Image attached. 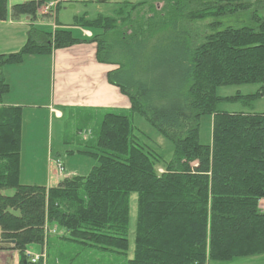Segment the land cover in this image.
Masks as SVG:
<instances>
[{
    "label": "trees",
    "instance_id": "16d2710c",
    "mask_svg": "<svg viewBox=\"0 0 264 264\" xmlns=\"http://www.w3.org/2000/svg\"><path fill=\"white\" fill-rule=\"evenodd\" d=\"M50 1L57 2L55 8L61 5V0H29L9 6L0 0V22L21 15L33 22ZM146 4H132L123 18L118 11L116 18L82 16L73 24L90 32L96 61L113 67L108 83L129 101L126 111L104 112L97 130L80 137L84 148L75 151L95 161L85 174L64 176L63 169L52 187L21 183L22 108L0 102V190H11L0 193V239L13 241L0 248L17 251L16 264H43L25 252L48 244L49 237L56 240L54 259L60 262L73 257L65 242L121 256L120 264H207L264 254V212L258 207L264 198V113L217 108L264 95V0ZM191 22L203 25L191 27ZM29 33L17 51L0 54V67L83 42L64 27L42 33L51 45ZM172 58L180 72L170 77L169 89L159 70ZM243 84L258 89L246 95L215 93L219 86ZM9 89L2 71L0 95ZM134 114L172 141L171 160L138 143ZM203 116L211 117L207 143L199 138ZM132 193L137 208L129 257Z\"/></svg>",
    "mask_w": 264,
    "mask_h": 264
},
{
    "label": "rangeland",
    "instance_id": "374dc122",
    "mask_svg": "<svg viewBox=\"0 0 264 264\" xmlns=\"http://www.w3.org/2000/svg\"><path fill=\"white\" fill-rule=\"evenodd\" d=\"M9 6L13 4L22 3L24 1L29 0H9ZM136 3H147L144 7L148 8L149 5H153L156 7H160L164 0H61V5L58 8H54L51 11V14L47 15L42 20H37V23L40 27H46L49 25L48 29L50 32H53L52 29L55 26L56 22H62L65 24H69L71 27V31L73 36H79V29L73 24L75 23L76 18L85 17L86 19H94L101 16H108L116 18L118 15V11L121 12V18L125 17L126 14L130 11V7L132 4ZM42 9V8H41ZM43 11V10H42ZM56 11L58 12L56 16ZM264 12V10H263ZM261 13L264 15V13ZM44 13V12H43ZM45 15L48 13H44ZM43 14V15H44ZM51 15V16H50ZM47 23V24H44ZM43 24V25H41ZM191 27L203 25L202 22H191L189 23ZM36 28V29H38ZM39 30V29H38ZM201 31V30H200ZM16 46V45H15ZM21 47V45H17ZM15 52V51H14ZM46 56V55H45ZM44 56V57H45ZM171 57L172 55H167ZM41 65V67L35 68L32 62H26L24 66L26 68L14 70V68H5L0 67V75L1 72L7 75L8 80H10V89L8 98L14 99L15 98H30V99H37L40 97L36 95V93H40L42 89L46 91L47 87L45 84L48 81L49 73L47 72L50 69V66H47V62L45 59ZM172 62L168 65L166 62L162 63V68L159 70V73L164 75L162 80L160 81L162 86L166 84V87L170 89L172 81L170 77L179 76V68L175 66V63H178L176 59H171ZM101 64V63H99ZM177 67V69L175 68ZM113 68V67H111ZM160 69V68H159ZM50 72V71H49ZM96 78V76H95ZM97 81V78L93 81ZM173 80V79H172ZM30 86V87H28ZM44 86V88H43ZM74 86V84H73ZM70 87V86H69ZM34 91H31V89ZM258 89V85L254 84H243V85H225L219 86L216 88V95L218 96H234L236 94L246 95L255 93ZM43 92V91H42ZM43 95V94H42ZM127 98V97H126ZM173 98V96L171 97ZM42 100V98L40 99ZM38 100V101H40ZM37 101V102H38ZM164 102V101H162ZM168 103V102H166ZM217 108L220 111L225 112H249V113H264V95L258 96L247 104L243 105L241 103H219ZM64 113L67 110H63ZM102 110L96 111H84L82 112H75L71 117H66L67 114L64 115L62 120L53 119L52 115L47 116L46 120H40V116L43 113L42 110L39 111L37 117H28L30 121V126L27 129L25 141H24V151H23V158L21 162V176L20 182L24 184L30 183H37L41 184V182H45V178L47 172L50 170L56 171L55 161L53 160L57 153L60 154L62 160L65 162V168L68 172L72 175H83L87 172L91 165L95 164V161L89 156H85L84 153H78L76 149H82L80 144L82 137L85 140L91 131H96L99 122L103 116L104 112ZM114 112L113 110H111ZM83 114V115H80ZM55 115V114H54ZM56 116V115H55ZM69 118V119H68ZM62 123H61V122ZM52 122V123H51ZM60 122L61 124H58ZM132 123L134 126V136L136 137L138 143L146 149L158 154L162 159L165 161H169L173 158V150L174 145L171 140L163 136L156 127H154L150 122H148L144 117L139 114H134L132 116ZM33 124H38L39 126L32 128ZM80 126V127H78ZM86 126V127H85ZM52 127V130H51ZM84 128V131H80V135L75 133L76 128ZM72 136V139H70ZM199 138L200 141L203 143H207L211 139V117L203 116L200 119V127H199ZM66 151H73L74 155L66 154ZM77 154V155H76ZM57 166V165H56ZM159 167H162L159 164ZM57 172L60 174V170L57 166ZM66 176V175H64ZM62 177V176H60ZM46 184H49L46 182ZM52 185V183H51ZM3 193H10L11 190L9 189H1ZM259 206L264 208V198H262L259 202ZM129 251L128 256L131 257L134 248V230H135V223H136V208H137V195L132 193L129 198ZM47 232L50 230L47 229ZM55 234V233H53ZM1 240V239H0ZM55 239L54 237L48 238L47 241L43 243L42 246H38L39 244L31 245L29 247V251L42 252V256L38 254L39 258L35 260L36 262L42 261L43 264H82L84 261L87 264H120L123 258L121 256H117L115 254H111L109 252H103L93 249H87L80 246L77 243H62L63 248L66 247L67 250L70 251V255L73 256L67 261L60 262L58 259H54V252L59 251L58 246H55ZM1 245L7 244H0ZM10 250L0 248V264H10L13 260ZM26 254V253H25ZM88 255L92 259L88 261ZM30 257L29 255H27ZM57 258V256H56ZM17 260H18V253H17ZM94 262V263H93ZM207 264H264V254L255 255V256H247V257H238L234 258L230 261H213L210 260Z\"/></svg>",
    "mask_w": 264,
    "mask_h": 264
},
{
    "label": "crops",
    "instance_id": "0c3cea01",
    "mask_svg": "<svg viewBox=\"0 0 264 264\" xmlns=\"http://www.w3.org/2000/svg\"><path fill=\"white\" fill-rule=\"evenodd\" d=\"M10 1L8 0V3ZM60 7V6H59ZM42 14V18L37 20L44 19L47 15L51 14V11L44 12L48 14H44L43 11H40ZM44 14V15H43ZM58 12L56 11V16ZM41 16V15H40ZM51 16V15H50ZM44 17V18H43ZM37 20L31 21L27 16H19L17 18H8L6 21L0 22V54L1 53H10L17 51L19 47L17 45H23L29 36L32 35L35 37L36 42L44 45H51L48 37L44 36L42 33H49L48 29L49 25L46 27L37 26ZM47 24V23H44ZM43 25V24H41ZM66 28L71 30L69 24H65L62 22H56L52 31L56 28ZM32 28V30H31ZM38 28V29H36ZM76 29V26L74 27ZM79 29V28H78ZM32 31V33H31ZM79 36L83 38L82 43L74 44L68 47L61 48H51L49 53L36 54L33 56H29L25 59V61L18 66L15 65H3L5 68H14L16 70L26 68L24 64L26 62H32L35 68L41 67L43 59L46 60L47 66H50L49 78L45 84L47 89L40 93H36V95L40 94V97L37 99L30 98H8V94L0 95V102H5L11 105L21 106L22 113V129H21V140L19 147V170L21 174V162L23 158L24 151V141L27 133V129L30 126V121L28 117H37L39 111L42 110L43 113L39 117L40 120H46L47 116L53 117L56 120H62L64 115L66 117H71L75 112H88L92 110L101 112H107L113 110L117 111H126L129 108V101L124 96L120 90L108 83L107 81V72L111 69V66L105 64H99L95 58V48L96 45L93 42L88 41L87 36L90 35V32L87 30L79 29ZM51 33V32H50ZM53 33V32H52ZM44 38V39H43ZM16 45V46H15ZM46 55V56H45ZM45 56V57H44ZM97 81H93L95 78ZM7 75L4 73V79L10 85V80L6 79ZM74 84V86H73ZM70 86V87H69ZM30 87V86H28ZM44 88V86H43ZM31 91L32 88H30ZM34 93V91H33ZM43 94V95H42ZM42 98V100H40ZM40 100V101H38ZM38 101V102H37ZM63 110H67L65 113ZM56 116H55V115ZM78 115V114H75ZM83 115V114H80ZM69 119V118H68ZM61 122V121H60ZM58 122V124H61ZM52 123V122H51ZM32 125V124H31ZM38 124H33L31 127H37ZM52 130V127H51ZM66 154H68L66 152ZM69 155V154H68ZM74 155V154H73ZM77 155V154H76ZM70 156V155H69ZM56 167V171L47 172L45 182H41V184L46 187L55 186L58 181L61 179V175L57 172V162H60L63 166V175L70 176L72 175L65 168V162L62 160L59 153L53 159ZM21 176V175H20ZM49 183V184H46ZM52 183V185H51ZM0 193H2L0 191ZM8 194H11L8 193ZM261 200V199H260ZM259 200V202H260ZM261 211L264 212V208L259 206ZM39 253L38 251H36ZM13 260L10 264L17 263V251L10 250ZM7 263V261L5 262ZM4 263V264H5Z\"/></svg>",
    "mask_w": 264,
    "mask_h": 264
},
{
    "label": "built area",
    "instance_id": "2783aa9c",
    "mask_svg": "<svg viewBox=\"0 0 264 264\" xmlns=\"http://www.w3.org/2000/svg\"><path fill=\"white\" fill-rule=\"evenodd\" d=\"M55 3H56V1H51V2H49L47 5L44 6L43 11H47V10L50 9L52 6H54ZM57 166H58V168H59V170H60L59 173L61 174L62 171H63V166H62V164H61L60 162H57ZM27 255H29V256L32 258V261H35V260H37V259L39 258L38 255H31L29 252H27Z\"/></svg>",
    "mask_w": 264,
    "mask_h": 264
},
{
    "label": "water",
    "instance_id": "95a60500",
    "mask_svg": "<svg viewBox=\"0 0 264 264\" xmlns=\"http://www.w3.org/2000/svg\"><path fill=\"white\" fill-rule=\"evenodd\" d=\"M13 241L11 240H0V244H12Z\"/></svg>",
    "mask_w": 264,
    "mask_h": 264
}]
</instances>
